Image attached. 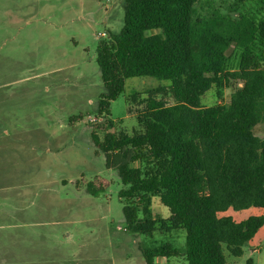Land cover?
Masks as SVG:
<instances>
[{
    "label": "trees",
    "instance_id": "trees-1",
    "mask_svg": "<svg viewBox=\"0 0 264 264\" xmlns=\"http://www.w3.org/2000/svg\"><path fill=\"white\" fill-rule=\"evenodd\" d=\"M198 1L123 0L121 29L97 46L101 113L130 77L171 81L146 96L131 94L128 112L139 124L132 132L91 131L105 166L122 181L126 229L145 237L185 230L183 249L169 240L140 241L145 264L180 254L187 264H227L224 248L242 255L264 224V214L240 221L219 215L264 207V138L255 132L264 121V13L239 11L238 0L233 12L200 14ZM230 50L239 51L234 66ZM212 88L217 101L203 104ZM154 197L168 207L166 218L155 215Z\"/></svg>",
    "mask_w": 264,
    "mask_h": 264
},
{
    "label": "rangeland",
    "instance_id": "rangeland-1",
    "mask_svg": "<svg viewBox=\"0 0 264 264\" xmlns=\"http://www.w3.org/2000/svg\"><path fill=\"white\" fill-rule=\"evenodd\" d=\"M236 2L199 0L196 6L200 14L214 8L233 12ZM122 3L0 0V264H145L140 241L184 247L183 229H158L153 237L126 229L122 181L116 169L105 166L91 137L92 130L101 135L106 129L138 128L136 115L128 112L131 94L146 96L144 91L171 83L130 77L109 113L99 112L105 87L97 46L121 29ZM239 6L249 14L264 13L263 0H240ZM230 55L234 66L239 51ZM232 90L226 88L225 101ZM215 101L213 88L202 97L203 104ZM255 132L264 138V121ZM152 208L160 218L169 215L158 197ZM260 214L264 207L219 212L237 221ZM224 252L227 264H264V224L242 255L226 247ZM156 264L187 260L180 254L158 257Z\"/></svg>",
    "mask_w": 264,
    "mask_h": 264
},
{
    "label": "built area",
    "instance_id": "built-area-1",
    "mask_svg": "<svg viewBox=\"0 0 264 264\" xmlns=\"http://www.w3.org/2000/svg\"><path fill=\"white\" fill-rule=\"evenodd\" d=\"M96 119V118H95ZM94 121H96V120H94Z\"/></svg>",
    "mask_w": 264,
    "mask_h": 264
}]
</instances>
